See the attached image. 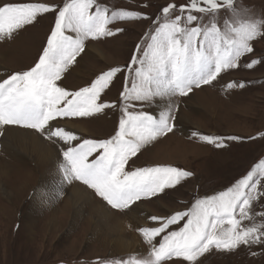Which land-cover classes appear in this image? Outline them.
I'll return each mask as SVG.
<instances>
[{
	"label": "snow or ice",
	"instance_id": "snow-or-ice-1",
	"mask_svg": "<svg viewBox=\"0 0 264 264\" xmlns=\"http://www.w3.org/2000/svg\"><path fill=\"white\" fill-rule=\"evenodd\" d=\"M116 8L110 0H61L60 3L0 0V41L11 39L43 14H54L46 44L26 70L0 78V128L20 126L61 144L59 182H80L108 206L131 210L137 202L174 189L193 173L172 165L129 168L143 147L176 128L179 105L173 98L212 85L222 74L251 70L264 63L254 44L264 39V14L257 15L242 0H175L160 7L155 17L139 10ZM151 19L142 42L128 64L101 72L88 85L71 91L60 85L63 74L84 52L86 42L122 33L117 22ZM253 58L245 61L244 58ZM123 76L119 103L105 102L102 94ZM244 81L224 87L243 88ZM118 109V126L106 139H83L54 122L91 118ZM2 134V133H0ZM191 135L225 147L218 135ZM264 138V132L257 134ZM257 137H251L254 139ZM264 158L246 174L212 194L198 193L184 210L167 216L151 215L158 226H138L148 245L146 254L97 258L93 264H169L173 258L197 264L210 252L264 246ZM159 237V240L157 238ZM264 255V251L250 252Z\"/></svg>",
	"mask_w": 264,
	"mask_h": 264
},
{
	"label": "rangeland",
	"instance_id": "rangeland-1",
	"mask_svg": "<svg viewBox=\"0 0 264 264\" xmlns=\"http://www.w3.org/2000/svg\"><path fill=\"white\" fill-rule=\"evenodd\" d=\"M39 2L60 3L61 0ZM175 2L182 4L185 0ZM165 3L166 0H110V4L116 8L131 9L148 4V7H140L139 10L153 18ZM242 3L257 15L264 14V0H242ZM151 23V19L117 22L112 26L124 28L122 33L87 41L84 52L63 74L60 85L74 91L88 85L108 68L128 64L135 46L142 42ZM53 25L54 14H43L37 22L25 26L11 39L0 41V54L7 58L3 61L7 67L0 65V78L33 66ZM254 47V55L261 56L264 53V39L256 41ZM252 58L247 56L244 60ZM241 80L245 82L243 88L224 87L228 81ZM122 81V75L116 78L102 94V100L119 103ZM173 101L179 105L177 117L182 118V123L177 118L173 132L143 147L128 165L130 169L172 165L193 173L174 189L138 202L146 205L152 215L160 217L184 210L197 193L203 196L223 189L264 158V138L257 137L258 133L264 132V63L251 70L241 67L229 71L212 85L194 89L184 97H174ZM119 116V110L113 108L91 118H66L57 122L74 121V125L85 130H73L83 139H106L114 134ZM13 128L32 132L10 131L18 132L20 139L30 140L31 136L45 139L38 132L20 126L0 128V173L5 174L0 179V264H93L97 258L147 253L148 245L134 229L158 225L149 219L144 225H127L125 221L129 215L126 211L114 210L108 205L109 209L119 214L115 215V220L107 223L97 222L95 220L98 219L94 217L90 223L80 216L74 218L73 207L65 213L64 200L70 199L67 189L76 183L90 191L97 200L104 204L106 202L80 182L64 184L63 194L56 196L55 181L51 179L54 176L47 165L37 162L35 156L28 152L26 142L5 137V132ZM193 130L205 135L236 136L240 139L226 140L225 147H216L193 137ZM251 137L257 138L249 139ZM44 141L56 146L60 158L61 144L47 139ZM261 251H264V246L251 249L240 247L235 251L213 248L198 258L197 264H264V255L250 254ZM169 264L185 262L173 258Z\"/></svg>",
	"mask_w": 264,
	"mask_h": 264
},
{
	"label": "bare ground",
	"instance_id": "bare-ground-1",
	"mask_svg": "<svg viewBox=\"0 0 264 264\" xmlns=\"http://www.w3.org/2000/svg\"><path fill=\"white\" fill-rule=\"evenodd\" d=\"M4 60H7V58L2 53L0 54V65H2L3 67L6 66V64L3 63ZM178 119H179L178 121H181L182 123V120H181L182 118L178 117ZM57 125L64 126L68 130L73 131L76 129V130H81L85 132V130L81 126L74 125V121L65 120L62 122H57V121L54 122V126H57ZM10 131H20V132L32 133L31 131H25L19 128H13L5 132V135H6L5 137L10 136V137L20 139L19 136H17L18 132H10ZM20 140L26 142L29 145L28 152L32 156H35L37 162L41 163L42 165H47L49 172L53 174L54 176V177H51V179L52 181H55V185H56V183L59 182L58 164L60 162V158H59V154L57 152L56 146H53L52 144L47 143L46 141H44L46 139L43 140L41 137L37 138V137L31 136L30 140H25V139H20ZM4 176L5 174L0 173V179H2ZM67 192H68L67 197H69L70 199L66 200L67 198H65L64 203L66 205H64V211L65 213H67L68 212L67 210L70 209V207L71 209L73 207L72 210L74 211L73 213L74 218L80 216L79 218H83V220L90 223L92 221V218L94 217L98 219V220H95L97 222L102 221L103 223H107V222H110L111 220H115L114 218L115 215L119 214V212H114L111 209H109L106 206L107 204H104L101 201L97 200L96 197L90 191H88L86 188L80 186L77 183L70 186L67 189ZM85 212L87 213L85 214ZM125 213L129 215L127 217V221L125 222H127V225L130 224V226H133V227L139 224L144 225L147 222L148 218L152 215L151 210L146 205H144L143 203H138V202L132 206L131 210H128ZM84 214L85 216L83 217ZM123 227L125 229L124 224H123ZM124 231H126V229ZM97 236L99 237L100 235H97Z\"/></svg>",
	"mask_w": 264,
	"mask_h": 264
},
{
	"label": "crops",
	"instance_id": "crops-1",
	"mask_svg": "<svg viewBox=\"0 0 264 264\" xmlns=\"http://www.w3.org/2000/svg\"><path fill=\"white\" fill-rule=\"evenodd\" d=\"M1 77V76H0Z\"/></svg>",
	"mask_w": 264,
	"mask_h": 264
}]
</instances>
